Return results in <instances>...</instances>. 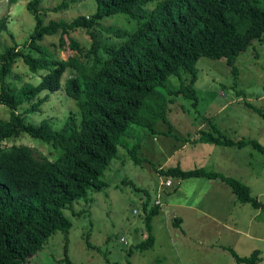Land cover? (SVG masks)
<instances>
[{
    "label": "trees",
    "instance_id": "1",
    "mask_svg": "<svg viewBox=\"0 0 264 264\" xmlns=\"http://www.w3.org/2000/svg\"><path fill=\"white\" fill-rule=\"evenodd\" d=\"M93 1L95 10L90 14L44 22L38 15L40 0H29L26 6L34 14L35 25L24 48L14 41L6 18L0 17V33H7L13 41L0 51V104L9 109L7 118L0 116V264H26L52 233L58 229L66 232L70 223L63 208L89 190L105 186L100 175L118 157V147L123 145L122 138L130 134L131 125L153 133L158 119L166 122L168 105L173 101L164 96L161 87L169 76L186 74L177 88L165 91L166 95L182 94L196 103L195 64L199 57L224 58L235 76L237 56L256 40L264 39V0ZM148 3L152 7L147 8ZM65 7L67 1L62 0L47 9ZM115 13L136 18V28L128 32L102 26L99 18ZM93 27L123 41L104 43L97 39ZM75 29L88 35L87 48L73 38L65 39ZM50 34H59V47L71 51L66 58L50 56L39 43ZM18 58L33 72L47 70L38 83L15 86L8 80ZM66 68L73 73L66 77L63 88L74 110L68 112L62 127L53 129L46 119L38 125L27 122L25 113L35 112L43 101L38 96L62 87ZM29 102L28 108L20 109ZM252 108L264 119V110ZM21 133L47 143L57 155L53 159L37 157L28 144H6ZM203 136L215 144L251 145L264 153V145L255 139H221L207 133ZM137 148L138 144L129 148L134 161H138ZM158 172L178 180L220 179L239 201L264 207V201L252 195L247 184L221 172L199 167L184 170L179 166ZM149 200L146 197L143 201L147 236L136 244L140 250L154 243L151 220L159 204H149ZM231 252L236 262L256 264L259 260L257 250L249 256ZM64 259L72 264L66 256Z\"/></svg>",
    "mask_w": 264,
    "mask_h": 264
},
{
    "label": "rangeland",
    "instance_id": "2",
    "mask_svg": "<svg viewBox=\"0 0 264 264\" xmlns=\"http://www.w3.org/2000/svg\"><path fill=\"white\" fill-rule=\"evenodd\" d=\"M28 1L0 0V17L6 18L7 27L21 48L35 25L34 14L26 6ZM61 1L40 0L38 15L44 22L50 18L68 20L95 10L93 0H66L65 8L47 9ZM146 7H152V3ZM99 21L102 26L128 32L137 24L136 18L127 13L104 15ZM92 31L104 43L123 41L98 27ZM68 37L83 48L90 43L82 29L71 30L65 39ZM58 39L59 34L44 35L39 43L50 56L66 58L71 51L61 49ZM12 43L7 33H0V51ZM32 53L38 55L34 50ZM234 65L235 76L224 58L199 57L195 64L196 103L182 94L166 95L165 91L177 88L186 74L169 76L161 87L164 96L173 101L168 105L166 122L158 119L153 133L144 127H129L130 134L122 138L123 145L118 147V157L100 175L105 186L91 189L65 206L63 212L70 223L66 232L58 229L52 233L26 264H69L64 256L72 264H249L236 262L231 250L240 256L257 250L256 264H264V207L239 201L228 187L219 185L223 184L220 179L181 178L175 185V179L169 176L173 185L168 188L163 183L167 177L158 172L159 167L179 166L184 170L199 167L225 173L247 184L251 194L264 201V153L251 145L215 144L203 136L207 133L233 140L244 137L264 145V119L252 108L264 110V39L256 40L239 54ZM46 71L33 72L18 58L8 80L15 86L38 83ZM71 73L73 70L66 68L62 87L38 96L43 101L35 112L25 113L27 122L38 125L46 119L53 129L62 127L68 112L74 110L73 101L63 88ZM238 90L243 94H238ZM8 115L9 109L0 104V116ZM13 143L32 146L37 157L53 159L57 155L47 143L26 133L6 142ZM137 144L138 161H134L129 148ZM146 197L149 204L158 199L164 211L152 216L153 245L140 250L135 246L147 236L143 210Z\"/></svg>",
    "mask_w": 264,
    "mask_h": 264
},
{
    "label": "built area",
    "instance_id": "3",
    "mask_svg": "<svg viewBox=\"0 0 264 264\" xmlns=\"http://www.w3.org/2000/svg\"><path fill=\"white\" fill-rule=\"evenodd\" d=\"M179 180L178 179H175V185L178 184ZM164 185L167 186V187H171L173 185V181L171 178H167L164 180ZM155 203H158L159 204V200L158 199H155L154 200ZM124 242H126V240L122 239Z\"/></svg>",
    "mask_w": 264,
    "mask_h": 264
},
{
    "label": "crops",
    "instance_id": "4",
    "mask_svg": "<svg viewBox=\"0 0 264 264\" xmlns=\"http://www.w3.org/2000/svg\"><path fill=\"white\" fill-rule=\"evenodd\" d=\"M161 167H162V166H161ZM170 167H171V166H170ZM159 169H160V167H159ZM224 174H225V173H224ZM225 175H226V174H225ZM213 180H215V179H213ZM180 182H181V181H180ZM221 183H223V184H219V185H225L224 187H228L224 182H221ZM179 185H180V184H179ZM179 185H178V186H174V187H172V188L174 189L175 187H179ZM222 187H223V186H222ZM168 188H169V187H168ZM217 188H218V187H217ZM227 189H230V188L228 187ZM223 192H224V190H223ZM224 193H225V192H224ZM160 203H161V202H160ZM160 203H159V210H158V212H159V211H164V210H163V206H161ZM158 212H157V213H158ZM157 213H156V214H157ZM154 215H155V214H154ZM165 215H166V214H165ZM177 218H178V217H174V221H178ZM152 230H153V227H152Z\"/></svg>",
    "mask_w": 264,
    "mask_h": 264
}]
</instances>
